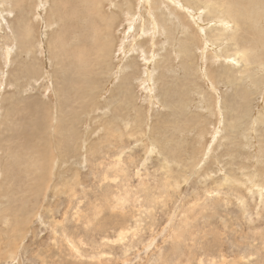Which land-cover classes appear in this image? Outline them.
I'll return each instance as SVG.
<instances>
[{
    "label": "rangeland",
    "instance_id": "obj_1",
    "mask_svg": "<svg viewBox=\"0 0 264 264\" xmlns=\"http://www.w3.org/2000/svg\"><path fill=\"white\" fill-rule=\"evenodd\" d=\"M41 1L0 0V264H264V20L248 0L216 46L202 0L151 3L155 32L141 0L132 18L128 0Z\"/></svg>",
    "mask_w": 264,
    "mask_h": 264
},
{
    "label": "bare ground",
    "instance_id": "obj_2",
    "mask_svg": "<svg viewBox=\"0 0 264 264\" xmlns=\"http://www.w3.org/2000/svg\"><path fill=\"white\" fill-rule=\"evenodd\" d=\"M156 0H141V1H139L140 3L141 2H144V4H146L147 5V11H150V12H152V13H149V16H150V22H149V25H150V29H153L154 30V32L156 31V29L157 28H160V27H162V23H166V21L165 20H162V21H160V19L158 18V17H156L155 16V14H154V12L152 11V8H151V3H153V2H155ZM168 1H171V2H173V3H176L177 4V6H179V7H190L188 4H186L184 1L183 2H180L181 0H168ZM168 1H166V0H163V1H161L160 0V3H166V2H168ZM202 1H204L203 3L206 5V6H208L209 7V10H207V13H206V17L207 18H204V20L206 21V20H210V21H218V23H222V24H224L222 27H213L214 29H216L217 30V33H215L214 34V38L212 39V41H211V45L212 46H216V45H219V44H221V43H228V42H232L233 41V39H234V29L232 30V31H229L228 30V28L229 27H232V24L234 25V26H236L235 28H237L238 27V22H236L235 20H233V19H236V17H239L238 16V14H237V12L235 11V8L236 7H234V2H233V0H202ZM67 2V1H66ZM38 4H37V6H36V9H38V6L40 7L43 3H42V1L41 0H39V2H37ZM139 3V4H140ZM67 4V3H66ZM123 4V6H125V4L124 3H122ZM120 5V4H119ZM28 6V5H27ZM2 7V6H1ZM138 7V6H137ZM242 7L243 8H246V12L245 13H247L248 14V18L252 21V23H253V20H256L255 22H254V25L255 24H257V23H262V21L264 20V0H248L245 4H242ZM28 8V7H27ZM66 8V7H65ZM67 8H68V6H67ZM157 8H159V4H158V7ZM204 8H206V7H204ZM255 9V12H254V14L252 15V9ZM69 9V8H68ZM173 9L175 10V11H178L176 8H174L173 7ZM198 10L200 9V8H197ZM61 10V9H60ZM135 10H136V3H135V1L134 0H128V7L126 8V9H124L123 7H122V5H120V9H119V12L118 13H122L123 11H125V13L128 15H130L131 16V18H132V14H133V12L134 13H136L135 12ZM130 13H129V12ZM2 14H1V16L5 19V15H6V13H5V10H1L0 11ZM61 12V11H60ZM7 13H9L8 11H7ZM68 13V12H67ZM71 13V12H70ZM69 13V15H72V13L70 14ZM111 13H113V14H115V13H117V11L116 10H113ZM123 14V13H122ZM126 14H123L124 16L126 15ZM182 14V13H181ZM42 15V14H41ZM61 15V14H60ZM66 15V14H65ZM252 15V16H251ZM44 16V15H43ZM67 16V15H66ZM8 18V17H7ZM134 18V17H133ZM233 18V19H232ZM105 19H107L108 20V22H111V20H112V23L114 22V20H115V17H113V16H106V18ZM40 20H41V22L43 23V25L44 26H46L45 25V22H44V18H40ZM238 20V19H237ZM7 21V20H6ZM107 22V23H108ZM182 25H186L185 23H184V21L183 22H180ZM241 23V22H240ZM46 24H47V26H51L52 24H50L49 22H46ZM172 24H174L175 25V23L174 22H172ZM109 25V24H108ZM239 25H241V24H239ZM170 26H172V25H170ZM180 26V25H179ZM244 26V25H243ZM248 26V25H247ZM183 27V26H182ZM250 27V26H249ZM6 28V27H5ZM245 28V27H244ZM161 29H165V26H163V28H161ZM180 29L182 30L183 28H181L180 27ZM6 30H8L7 28H6ZM42 31V30H41ZM166 31V34H167V40L169 41V42H171V43H174L175 42V40L174 39H172L169 35L171 34V33H169V31L166 29L165 30ZM173 31V33H174V35H175V30H172ZM237 31V30H236ZM235 31V32H236ZM244 31V30H243ZM242 31V32H243ZM228 33V34H227ZM203 34V33H202ZM172 35V34H171ZM204 35L206 36V32H205V30H204ZM203 35V36H204ZM248 35V34H247ZM242 36V35H241ZM249 36V35H248ZM238 37V36H237ZM79 37H77L76 39H77V42L78 43H80L79 42V39H78ZM205 38V37H204ZM256 38V37H255ZM241 39V38H240ZM244 39V38H243ZM206 41V40H205ZM240 42V41H239ZM256 42V41H255ZM234 43H235V39H234ZM131 46L133 45L134 46V44L133 43H131L130 44ZM246 45V44H245ZM106 46L107 45H103V46H100V49L102 50V52L104 53V51H105V48H106ZM228 46H229V44H228ZM121 47V46H120ZM238 47H239V44H238ZM240 47H242V46H240ZM185 48H186V50H190V48H188V46H185ZM227 48H229V47H227ZM226 48V49H227ZM132 49V48H131ZM204 49V48H203ZM107 50H108V52L110 53V54H112L113 53V51L112 50H109V47H107ZM128 50V49H127ZM134 50L136 51L137 49L135 48V46H134ZM230 50V49H229ZM180 51L182 52V50L180 49ZM231 51V50H230ZM126 52H128V51H126ZM125 52V53H126ZM236 52V51H235ZM72 53V55H74L75 57H77L76 59H77V62L79 63V64H85V63H87V61H88V59H89V56H90V54H91V50H90V52H88L87 53V51H83V50H76V51H72L71 52ZM152 54H154V53H152ZM152 54H150L149 56H152ZM231 54V53H230ZM235 54H240V56H241V58H243L246 62L247 61H250L249 60V49L247 48V47H244L243 48V50L241 51V53H235ZM254 54V53H253ZM86 55H88L87 56V59H86ZM126 55V54H125ZM215 57H217V53H215V55H214ZM219 56H220V54H219ZM259 56V55H258ZM257 56V57H258ZM83 57V58H82ZM226 58H231L230 57V55L227 53L226 54V56H225ZM148 59V58H147ZM256 60V59H255ZM257 61V60H256ZM259 62H257V64H258ZM71 64V63H70ZM255 64V63H254ZM89 67V66H88ZM74 68V67H73ZM87 68V67H86ZM89 68H91V67H89ZM101 68V67H100ZM99 68V69H100ZM119 68V67H118ZM84 71H86V69L84 68L83 69ZM90 71V70H89ZM146 73V72H145ZM204 74H206V72L204 71ZM147 78V77H146ZM256 78V77H255ZM261 78H262V76H261ZM257 79V78H256ZM150 80V79H149ZM261 80V79H260ZM124 81H125V79H124ZM90 82H93V80H90ZM258 82V81H257ZM259 82H261V81H259ZM253 83V82H252ZM261 85V84H260ZM248 99V98H247ZM54 121V120H53ZM13 123V122H12ZM54 124V123H53ZM52 124V125H53ZM55 128V127H54ZM54 164H55V161H54ZM19 179V178H18ZM46 187V186H45ZM36 188V187H35ZM261 194H262V192H261ZM263 196V195H262Z\"/></svg>",
    "mask_w": 264,
    "mask_h": 264
}]
</instances>
